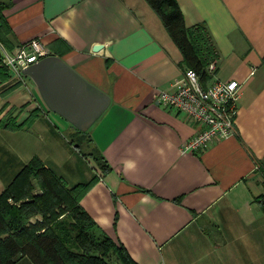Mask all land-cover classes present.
<instances>
[{"label":"crops","instance_id":"obj_1","mask_svg":"<svg viewBox=\"0 0 264 264\" xmlns=\"http://www.w3.org/2000/svg\"><path fill=\"white\" fill-rule=\"evenodd\" d=\"M178 2L189 26L211 32L215 77L241 84L237 134L182 152L197 125L159 97L182 77L183 54L146 0H0L10 49L61 40L70 49L56 55L111 96L78 146L32 77L0 78V119L41 111L28 127L0 126V194L38 156L68 187L96 179L80 204L139 264H264V0Z\"/></svg>","mask_w":264,"mask_h":264},{"label":"trees","instance_id":"obj_2","mask_svg":"<svg viewBox=\"0 0 264 264\" xmlns=\"http://www.w3.org/2000/svg\"><path fill=\"white\" fill-rule=\"evenodd\" d=\"M146 1L180 48L184 70H196L203 84L208 85L214 79L209 66L219 60L209 29L204 24L189 26L178 0ZM2 7L0 3V12ZM0 21V39L6 41L1 13ZM51 43L55 54L60 55L59 48L70 49L61 40ZM9 76L10 72L0 67V78L5 81ZM22 111L13 108L0 119V126L25 128L41 113L37 107L19 123ZM73 137L79 146L88 139V131L76 129ZM95 157L109 170L102 154ZM259 168L264 173V165ZM95 181L68 187L40 157H33L0 194V264H15L23 256H29L35 264H139L119 239L97 230L96 220L80 204ZM36 186L40 188L35 191Z\"/></svg>","mask_w":264,"mask_h":264},{"label":"built area","instance_id":"obj_3","mask_svg":"<svg viewBox=\"0 0 264 264\" xmlns=\"http://www.w3.org/2000/svg\"><path fill=\"white\" fill-rule=\"evenodd\" d=\"M50 54V41L41 37L23 42L16 50L0 40V67L10 72L3 83L6 86H27L29 75L25 69ZM217 63L215 60L209 66L214 79L208 85L203 84L196 70L188 68L171 89L160 93L159 101L164 107L182 113L189 122L197 125L196 133L182 143V152L205 151L214 142L238 132L236 120L241 84L237 80L216 78Z\"/></svg>","mask_w":264,"mask_h":264},{"label":"water","instance_id":"obj_4","mask_svg":"<svg viewBox=\"0 0 264 264\" xmlns=\"http://www.w3.org/2000/svg\"><path fill=\"white\" fill-rule=\"evenodd\" d=\"M25 73L34 79L46 104L82 132L89 131L111 104L107 92L56 54L30 64Z\"/></svg>","mask_w":264,"mask_h":264},{"label":"rangeland","instance_id":"obj_5","mask_svg":"<svg viewBox=\"0 0 264 264\" xmlns=\"http://www.w3.org/2000/svg\"><path fill=\"white\" fill-rule=\"evenodd\" d=\"M39 188H40V186H36L35 191L38 190ZM11 202H13V201L11 200ZM34 219H35V218H34Z\"/></svg>","mask_w":264,"mask_h":264}]
</instances>
